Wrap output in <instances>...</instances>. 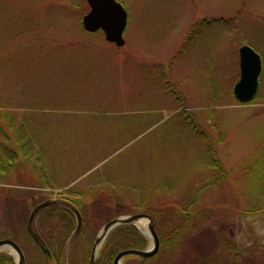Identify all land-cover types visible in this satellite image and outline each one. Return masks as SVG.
<instances>
[{
    "label": "rangeland",
    "instance_id": "374dc122",
    "mask_svg": "<svg viewBox=\"0 0 264 264\" xmlns=\"http://www.w3.org/2000/svg\"><path fill=\"white\" fill-rule=\"evenodd\" d=\"M116 1L129 15L123 48L83 29L84 0H0L7 147L15 131L43 129L32 160L0 183V241L16 242L26 264H49L40 233L60 243L45 246L54 258L62 248L63 264H89L107 223L148 214L165 241L186 221L180 247L161 246L153 264H264V0ZM244 46L263 67L245 105L234 96ZM70 190L83 196L80 225L34 212ZM136 229L150 249L148 222ZM100 253L96 264H109Z\"/></svg>",
    "mask_w": 264,
    "mask_h": 264
},
{
    "label": "water",
    "instance_id": "95a60500",
    "mask_svg": "<svg viewBox=\"0 0 264 264\" xmlns=\"http://www.w3.org/2000/svg\"><path fill=\"white\" fill-rule=\"evenodd\" d=\"M89 12L82 19L83 29L90 34L102 32L105 35L107 43L115 45L117 48H123L126 45L124 34L128 26L129 15L123 5L116 0H84ZM241 77L239 83L234 88V96L239 103L247 104L252 102L259 91V78L262 72V61L260 56L250 47L244 46L239 51ZM46 202L39 206L34 212L38 213L41 209L48 206ZM79 225L82 217L78 211H75ZM33 216V215H32ZM142 221L148 222V234L154 241V244L148 250H126L119 253L113 261V264H123L127 257H138L150 259L155 257L160 250V239L156 232L153 218L148 214H138L114 219L107 223L97 236L89 264H96L99 252L104 245L109 234L120 226L136 227ZM39 245L45 254L50 257V251L42 243L38 236ZM9 251L10 255L16 258V264H26L25 255L20 246L11 240L0 241V253Z\"/></svg>",
    "mask_w": 264,
    "mask_h": 264
},
{
    "label": "trees",
    "instance_id": "16d2710c",
    "mask_svg": "<svg viewBox=\"0 0 264 264\" xmlns=\"http://www.w3.org/2000/svg\"><path fill=\"white\" fill-rule=\"evenodd\" d=\"M187 119H188L187 123H189V126H191L192 128L191 130L195 131V127L192 125L193 117H188ZM0 122L5 123V124L3 123L5 128L3 126L0 127V140H2L0 141V183H5L9 181L10 175L11 173H13V171H11V167H13L14 165H18L17 163L19 162V159L21 157H25L29 160H32V157H33L32 154L35 148L42 146L43 143L38 141V138L36 137V133L38 132L43 133V129H41V131H36L35 133H30L31 131H27V130L24 131L25 130L24 127L23 129L21 128L15 131L16 138H15L14 144L16 146L15 147L16 150H14V149H9L7 147V143L9 145L11 141L7 137V132H6V130L8 131V130L14 129V125H13L14 117L11 112L7 111V109H1V107H0ZM27 132L29 133L25 134ZM37 155L39 158H42V159L46 157V153L41 148L37 151ZM46 173L47 172H42V176L43 178H45V180H47L48 178V173L47 174ZM255 174L258 175L259 178L257 180L259 182L264 181V171L261 168L260 170H258V172H255ZM47 184H48V181H47ZM262 184L263 183H261V185ZM173 191H174L173 188L170 190H160V192H168L170 194L173 193ZM65 194L67 195V198L63 197ZM57 196L58 198L56 200L46 201L49 203V205L43 208L42 212L44 210H45V213L52 211L54 212V214L55 213L64 214L66 217L69 216L71 217V219L74 220V217L76 215L75 211L80 212L79 209L81 208V203L83 202V196L71 190L65 192L63 195L59 194ZM141 199L144 200V197L142 196ZM63 201H66V203ZM140 209H142V206H140ZM50 216H52V214H50ZM53 218L57 219L56 215H54ZM185 223H186L185 220L179 219V224H174L175 226L171 228L172 237H168L167 241L164 240L165 238L164 239L160 238L162 248L169 247V248L176 249L180 247L179 242L181 240H180L179 234L185 228L184 227V225H186ZM38 234L40 235V233ZM39 235H37L39 240L42 243H44L46 246H48L49 249L52 246L50 243L56 244V246L61 247L60 243H58L56 239L51 238V237L46 238L43 235H40V236ZM71 235H72V229L70 228L68 229V233L65 236L66 239L64 238L65 245L67 244V240L70 239ZM33 239H34V242L36 241V243L39 245V241L36 240V237ZM147 245H148V240L145 239V237L135 227L120 226L116 228L115 230H113L107 237L101 249L100 257L102 260L104 259L105 263L113 264L114 258L119 253L126 251V250H132V249L144 250L146 249ZM61 250L62 248L59 249L61 253L57 260L56 258H54V253L52 252V249H51L50 257L49 258L46 257L47 262L49 263L51 261V263L49 264H54V260H55V261H59L63 263L62 260L64 258V252H62L63 250L62 251ZM157 256L158 254L155 257L150 258V259H142L138 257H127L124 260V264H148L150 262L151 263L154 262ZM0 264H15V262H14L13 257H11L10 255L0 254Z\"/></svg>",
    "mask_w": 264,
    "mask_h": 264
},
{
    "label": "bare ground",
    "instance_id": "6f19581e",
    "mask_svg": "<svg viewBox=\"0 0 264 264\" xmlns=\"http://www.w3.org/2000/svg\"><path fill=\"white\" fill-rule=\"evenodd\" d=\"M138 226L143 232L147 231V221H142V222L138 223Z\"/></svg>",
    "mask_w": 264,
    "mask_h": 264
},
{
    "label": "flooded vegetation",
    "instance_id": "af4514ba",
    "mask_svg": "<svg viewBox=\"0 0 264 264\" xmlns=\"http://www.w3.org/2000/svg\"><path fill=\"white\" fill-rule=\"evenodd\" d=\"M251 103H252V102H250V103H248V104H251ZM56 259L58 260V258H56ZM54 264H63V263L54 260Z\"/></svg>",
    "mask_w": 264,
    "mask_h": 264
}]
</instances>
